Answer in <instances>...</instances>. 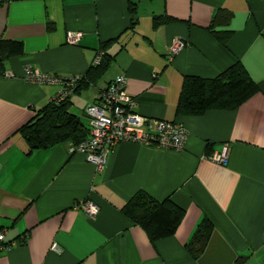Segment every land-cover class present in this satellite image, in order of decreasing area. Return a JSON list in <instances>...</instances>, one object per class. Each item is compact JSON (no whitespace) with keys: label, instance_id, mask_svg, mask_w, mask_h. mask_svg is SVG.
<instances>
[{"label":"crops","instance_id":"1","mask_svg":"<svg viewBox=\"0 0 264 264\" xmlns=\"http://www.w3.org/2000/svg\"><path fill=\"white\" fill-rule=\"evenodd\" d=\"M134 1L132 26L127 0L0 3V42L22 46L0 61V264H264V0ZM221 9L230 16L214 30L230 32L225 46L207 30ZM154 16L175 21L153 27ZM70 33H80L73 44ZM173 39L183 46L169 58ZM97 53L110 57L108 67L70 96L69 113L89 129L84 108L123 76L134 114L183 128L180 150L119 143L99 171L67 143L27 152L17 130L61 86L29 83L24 68L81 78ZM235 61L256 94L235 110L174 115L182 76L213 78ZM224 148V165L208 159ZM139 191L183 211L173 235L150 241L121 214ZM83 202L96 206L94 216ZM203 219L212 231L192 258L185 247Z\"/></svg>","mask_w":264,"mask_h":264},{"label":"trees","instance_id":"2","mask_svg":"<svg viewBox=\"0 0 264 264\" xmlns=\"http://www.w3.org/2000/svg\"><path fill=\"white\" fill-rule=\"evenodd\" d=\"M127 10L132 26L136 22V1L127 0ZM221 14L224 16L223 22L229 19V13H225L222 9L218 10L207 30L225 46L230 32L214 30L218 25L216 20L218 21V18L219 21L221 20ZM174 21L169 17L154 16L152 26ZM110 42L103 43L100 49ZM21 53L22 46L19 42H0V61ZM109 62L110 57L102 55L97 64L92 63L84 76L77 79L68 97L59 102H48L28 123L17 130L25 141L28 153L65 143L74 147L87 138L89 129L80 123L78 117L68 111L69 98L90 84L95 77H99L108 67ZM257 91L256 84L249 78L239 61H235L213 78L184 75L181 79L174 115L196 117L209 110H235ZM120 212L131 223L143 229L150 241L173 235L183 215V211L169 199L158 201L141 191L133 194L121 207ZM211 231L212 226L208 220L203 219L197 224L185 247L192 258L199 256Z\"/></svg>","mask_w":264,"mask_h":264},{"label":"built area","instance_id":"3","mask_svg":"<svg viewBox=\"0 0 264 264\" xmlns=\"http://www.w3.org/2000/svg\"><path fill=\"white\" fill-rule=\"evenodd\" d=\"M8 0H0V3ZM80 37V33L67 35V42L73 44ZM183 42L173 39L167 48V56L171 58L181 47ZM97 53L93 64L100 60ZM8 75V74H6ZM25 81L34 84H59L61 89L51 101L59 102L71 94L77 77L59 78L41 74L30 67L23 71ZM125 78L118 76L112 80L100 93L96 102L87 105L83 112L89 120L87 138L74 147L68 148L69 154H80L84 160L96 171L104 167L106 158L111 149L119 143H134L156 146L163 149L178 151L183 147L185 131L179 125L159 119H145L133 113V101L124 90ZM208 159L215 164L224 165L227 159V150L212 153ZM81 209L86 216L92 217L97 208L91 202L81 203ZM5 248L3 233L0 231V251ZM59 252L53 244L50 248Z\"/></svg>","mask_w":264,"mask_h":264}]
</instances>
